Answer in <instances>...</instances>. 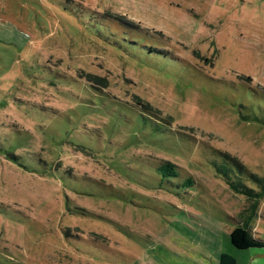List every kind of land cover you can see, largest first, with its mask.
<instances>
[{"label": "rangeland", "instance_id": "1", "mask_svg": "<svg viewBox=\"0 0 264 264\" xmlns=\"http://www.w3.org/2000/svg\"><path fill=\"white\" fill-rule=\"evenodd\" d=\"M257 118L264 0H0V264H264Z\"/></svg>", "mask_w": 264, "mask_h": 264}, {"label": "trees", "instance_id": "2", "mask_svg": "<svg viewBox=\"0 0 264 264\" xmlns=\"http://www.w3.org/2000/svg\"><path fill=\"white\" fill-rule=\"evenodd\" d=\"M240 79L245 82L249 80L247 77L244 79L240 77ZM136 104L141 105L138 101H136ZM141 106L147 108L144 104ZM257 119L259 123L264 125V119ZM218 155L220 156V162H213L215 172L222 177L229 190L250 200L247 207L240 212L239 222L235 223L228 232L229 243L232 247L239 250L264 248V240L254 235L248 227L260 199L264 197V176H257L249 172L241 162L227 153L219 152ZM166 164L171 166L169 163ZM246 179L252 183V187L245 183ZM216 264H236V261L232 255L220 252Z\"/></svg>", "mask_w": 264, "mask_h": 264}, {"label": "crops", "instance_id": "3", "mask_svg": "<svg viewBox=\"0 0 264 264\" xmlns=\"http://www.w3.org/2000/svg\"><path fill=\"white\" fill-rule=\"evenodd\" d=\"M249 229H250V228H249ZM250 230H251V229H250ZM253 231H254V230H253ZM253 234L256 235V236H258V235H257V232H255V233H253Z\"/></svg>", "mask_w": 264, "mask_h": 264}]
</instances>
